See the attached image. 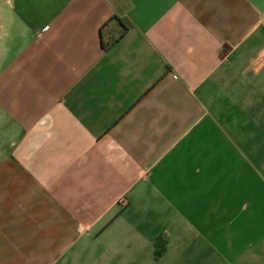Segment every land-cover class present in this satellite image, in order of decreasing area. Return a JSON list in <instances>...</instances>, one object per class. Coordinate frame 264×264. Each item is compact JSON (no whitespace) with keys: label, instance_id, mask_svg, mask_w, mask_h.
Instances as JSON below:
<instances>
[{"label":"crops","instance_id":"0c3cea01","mask_svg":"<svg viewBox=\"0 0 264 264\" xmlns=\"http://www.w3.org/2000/svg\"><path fill=\"white\" fill-rule=\"evenodd\" d=\"M0 264H264V0H0Z\"/></svg>","mask_w":264,"mask_h":264}]
</instances>
